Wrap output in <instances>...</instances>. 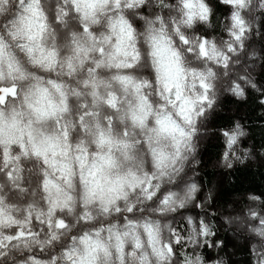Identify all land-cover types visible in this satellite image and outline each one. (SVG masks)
I'll list each match as a JSON object with an SVG mask.
<instances>
[{"label": "clouds", "instance_id": "1", "mask_svg": "<svg viewBox=\"0 0 264 264\" xmlns=\"http://www.w3.org/2000/svg\"><path fill=\"white\" fill-rule=\"evenodd\" d=\"M0 264H264V0H0Z\"/></svg>", "mask_w": 264, "mask_h": 264}]
</instances>
